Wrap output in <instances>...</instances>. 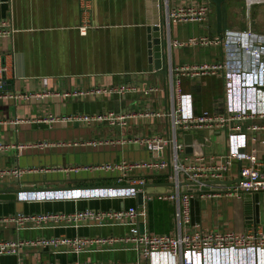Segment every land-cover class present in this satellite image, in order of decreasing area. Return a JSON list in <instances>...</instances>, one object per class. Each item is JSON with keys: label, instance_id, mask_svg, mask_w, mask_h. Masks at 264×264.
Masks as SVG:
<instances>
[{"label": "crops", "instance_id": "crops-1", "mask_svg": "<svg viewBox=\"0 0 264 264\" xmlns=\"http://www.w3.org/2000/svg\"><path fill=\"white\" fill-rule=\"evenodd\" d=\"M156 1L0 0V21L10 22L14 29L11 36L0 37V66L4 68L6 82L3 90L20 95L46 92L39 99L0 98V142L29 146L9 147L0 152V190L17 191L15 199L0 200V241L123 237L128 225L36 219L19 224L9 217L19 213L37 217L85 209L140 207L149 193L146 188L130 189L133 180L143 179L156 190L169 183V168L163 171L135 168L121 180L120 170L65 169L152 158L139 140L172 135L170 120L158 113L170 112L179 92L191 95L196 115L223 110L220 77L184 76L178 87L172 77L175 67L222 59L220 45H171L173 40L217 34L215 7L205 23L168 24L162 10L160 34L159 29H153L159 17ZM204 2L213 4L210 0H169L171 7ZM237 4L242 10L231 13ZM252 15L257 17L255 21L260 27L264 26V2L246 12L244 0L223 1L222 32L232 24L245 28L241 17L251 25ZM160 62L165 65L164 74L157 72ZM121 87L126 90L120 91ZM108 112L125 115V124L119 126L95 118L85 122L80 118ZM15 119L18 123H14ZM185 134L177 131V140L183 143ZM242 135L244 144L240 151H256L263 158L264 133L243 131ZM42 142L49 144L35 146ZM192 142L195 143L192 153H186L184 148L185 163L195 167L210 165L214 156L226 152L227 133L200 130L193 135ZM197 151L203 159L197 156ZM169 152L167 147L163 157L167 159ZM239 164L236 160L232 162L224 180L239 176ZM13 169L22 171L18 178L12 174ZM234 184L195 188L189 200L186 227L218 233L264 228V196L258 194L256 203L246 194H233ZM185 190L186 187L180 188L181 192ZM174 212V202L153 198L147 203L146 229L152 233H176ZM138 220L141 227L143 218ZM131 245L125 241H93L87 250L76 253L64 243L47 246L34 243L20 249L18 255H0V264L135 262L138 254Z\"/></svg>", "mask_w": 264, "mask_h": 264}, {"label": "built area", "instance_id": "built-area-1", "mask_svg": "<svg viewBox=\"0 0 264 264\" xmlns=\"http://www.w3.org/2000/svg\"><path fill=\"white\" fill-rule=\"evenodd\" d=\"M264 0H244L245 11L248 12L255 4ZM156 10H164L166 23H205L213 14L214 6L210 2L190 3L171 7L169 0H158ZM162 16V15H161ZM162 17V18H163ZM84 31V28H81ZM14 29L10 22L0 21V37L11 36ZM171 45L210 46L220 45L223 57L211 63L183 65L172 70L173 82L178 87L184 76H217L223 81V110L219 113L202 111L196 115L193 112L190 94L178 93L176 104L170 112L158 113L171 122L172 135L155 136L139 140L151 152L152 158L142 162H119L104 165H86L68 167L67 171H103L120 170L121 178L132 169L148 171H163L169 168L168 182L164 192L157 191L147 194L140 207L126 209H109L106 211L89 210L77 211L72 214H47L37 217L25 216L21 213L9 217L19 224L26 220L36 219L37 222L60 221L94 222L98 226L128 225L126 235L119 238L93 239H41L0 241V255H18L20 249L36 244L42 246L64 243L72 251L80 253L87 250L88 244L95 242H130L131 248L138 254L135 262L109 263H73V264H264V228H248L242 233L213 232L186 227L189 223V200L194 189L206 186L205 181L224 180L233 161L240 162L239 183L232 187L233 194H262L264 196V154L263 158L254 151L244 153L240 148L244 144L243 131L264 133V35L255 33L251 28L243 31L225 30L220 35L191 37L186 41L173 40ZM4 68L0 66V98L18 97L41 98L46 92L28 94H12L3 90L5 86ZM126 90L124 87L120 91ZM125 115L108 112L95 117L80 118L89 122L95 118L122 126ZM19 120L15 119L14 123ZM244 129V130H243ZM200 130H219L227 133V150L221 155L214 156L210 165L191 166L185 163L182 156L185 145L177 140V131L197 135ZM49 143H36L37 147L48 146ZM195 143L192 142V145ZM14 147L21 149L28 145H10L0 142V152ZM169 147V157H163ZM198 152V151H197ZM197 156L203 159L198 152ZM261 159V160H260ZM12 174L18 178L22 171L13 169ZM181 182L191 184L180 185ZM143 179L133 180L130 189H144ZM220 185V184H219ZM138 187L135 190V187ZM181 187H186L184 192ZM154 194V195H152ZM153 198L174 202V219L176 233H152L146 229L147 203ZM139 217L143 218L140 229Z\"/></svg>", "mask_w": 264, "mask_h": 264}, {"label": "water", "instance_id": "water-1", "mask_svg": "<svg viewBox=\"0 0 264 264\" xmlns=\"http://www.w3.org/2000/svg\"><path fill=\"white\" fill-rule=\"evenodd\" d=\"M158 1V0H157ZM156 1V2H157ZM215 7V18H216V33L218 35L221 34L222 32V28H221V4L223 3V1L225 0H210ZM155 26L153 27L154 31L159 29L160 34L163 31V22H162V16H161V12L159 11V17H158V22L157 24H154ZM158 26V27H156ZM161 44H162V38H161ZM164 52L163 49L160 50V56L161 58H163ZM158 68V74H164L165 73V65L164 63L162 64V62H160V64H158V66L156 67ZM192 140H193V135L190 133H187L185 135H183V143L185 145V152L186 153H192ZM239 171H240V164H239ZM240 178L239 176L235 179V180H231V181H226V180H212V181H205L204 183L206 185H225V184H231V183H239ZM185 184H191V183H187V182H181L180 185H185ZM153 184H145L144 188L145 191L147 193H152L153 191H161L164 192L167 186H174V184L172 183H167L164 186L159 187V189H154V187L152 186ZM83 188V187H80ZM136 189L138 188L137 186L135 187ZM213 192V191H210ZM17 191L16 190H0V200H11V199H15V195H16ZM140 198L142 197V194H139ZM246 197L248 198H252L254 202L257 203V198H258V194H246ZM142 202V201H141ZM141 204V203H140ZM255 210H257V208H255ZM141 230H143V227H140Z\"/></svg>", "mask_w": 264, "mask_h": 264}, {"label": "rangeland", "instance_id": "rangeland-1", "mask_svg": "<svg viewBox=\"0 0 264 264\" xmlns=\"http://www.w3.org/2000/svg\"><path fill=\"white\" fill-rule=\"evenodd\" d=\"M242 10L241 8V5L237 4V5H234L231 9V13H236V12H240ZM234 14H232L231 16L233 17ZM228 18L230 19V15H228ZM240 19V17H239ZM242 22H243V25H246V27L250 26V28L255 32V33H258V34H263L264 35V26L261 25L260 27V24L257 21V17L256 16H253L251 17V25H249L248 23V20L246 18H243L241 17L240 19ZM256 20V21H255ZM258 27H257V26ZM245 27V28H246ZM244 27H241V26H235V25H230L229 28L225 29V30H237V31H242L243 29H245ZM260 30V31H259Z\"/></svg>", "mask_w": 264, "mask_h": 264}]
</instances>
